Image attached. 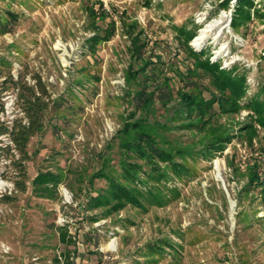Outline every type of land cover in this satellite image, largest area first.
<instances>
[{
	"label": "rangeland",
	"instance_id": "obj_1",
	"mask_svg": "<svg viewBox=\"0 0 264 264\" xmlns=\"http://www.w3.org/2000/svg\"><path fill=\"white\" fill-rule=\"evenodd\" d=\"M235 4L0 0V124L23 116L19 92L39 93L37 77L48 92L40 129L23 156L0 134V147H10L8 155L0 149V195L9 196H0V264H264V184L244 187L254 159L261 160L264 180V127L247 106L264 90V0H254L249 17L237 23ZM220 15L224 28L193 44ZM96 31L108 37L90 47ZM132 44L151 64L154 82L169 77L166 105L137 108L133 96L143 77L135 73L141 61ZM185 44L244 78L242 97H228L224 111L216 102L198 126L182 113L176 91H190L196 82L208 97L214 88L199 69L181 75L193 64ZM144 88L154 90L153 84ZM247 123L256 128L250 142L239 131ZM133 127L158 136L180 169L156 161L165 174L157 183L143 166L141 206H90L89 197L107 186L95 173L130 182L121 165L133 159L119 141ZM230 130L239 135L207 150ZM42 173L60 178L50 197L33 183Z\"/></svg>",
	"mask_w": 264,
	"mask_h": 264
},
{
	"label": "trees",
	"instance_id": "obj_2",
	"mask_svg": "<svg viewBox=\"0 0 264 264\" xmlns=\"http://www.w3.org/2000/svg\"><path fill=\"white\" fill-rule=\"evenodd\" d=\"M253 5L254 0H236L233 12V23L247 19ZM103 37L107 38L108 36H100L99 32L96 31L89 37V40L92 41L90 47H94L97 41ZM188 45L185 44L186 53L192 58L193 64L186 65L184 70H180L181 75L190 74L191 71L195 73V70L199 69L212 77L211 83L214 88L213 90L209 88L208 97L202 94V90H200L201 88H199L196 82L190 91H176V101L182 107V113H186L189 119L195 118V126H198V124L204 122L205 116L209 117L212 114L211 109L216 102H219L218 107H222L223 110L221 111H224L228 97L233 96L236 99L242 97L244 93V78L243 76L233 75V71L231 70L218 68L217 63L210 62L207 57L202 59L200 57L202 56V52L192 51ZM86 47L88 48L89 46ZM131 47L136 52V58L141 61L140 65L135 69V73L136 75L140 73L143 77V80L140 82V88L133 96L137 108L147 107L150 103H154V101H159L162 105H166L172 97L171 91L173 89L172 85L169 84V77L163 78L161 82H154L155 79L150 77L152 72L148 70L151 64L140 56L139 44H132ZM155 61H159V59ZM36 81V87L39 93H36L32 87L31 89L28 88L25 93L19 92L20 107L23 116L15 118L8 124H0V134H7L17 152L22 156L26 150L29 136L40 129V115L46 107V102H44L43 97H46L48 92L39 80V77H37ZM150 84H153L154 90H146L144 88ZM154 93L157 95L156 99L154 97L151 98V95ZM247 106L256 114L257 122L264 127V90L261 92V97H251ZM229 109L233 108L229 107ZM134 123V126L137 125L136 122ZM255 129L253 124L247 123V125L240 126L239 131L245 132V138L250 142L256 134ZM131 130L133 132L131 137L122 136V139L119 141V146H121L122 151L133 159H125L123 160V165H121L125 179L130 182H120L105 172L95 173V176L107 179V186L101 188L96 195L89 197L88 201L91 203L90 206L108 205L107 208L111 210H119L127 203L141 206V201L147 199L143 188V184L147 185V178L149 177V179H154L157 183H160L165 177L161 168L155 164L156 161H169V163H173L171 159L172 151L161 146V139L153 134L151 130L139 127H133ZM232 131H225V133L218 134L214 140L210 141L207 150L209 152L219 150L225 143L230 142L235 135H239L231 134L230 132ZM9 148L8 145L0 147V149L7 151V155L10 153ZM260 163V159H254L247 166L245 188L264 184L263 176L259 168ZM143 166H148L150 170L148 177H140V174H138L144 170ZM171 166L176 171L180 169L179 165H174V163ZM59 179L57 174L42 173L34 177L33 183L36 185V188L39 187L38 191L45 192L47 197H50L53 195V191L60 181ZM18 187L23 189L22 186ZM2 196L3 200L9 197L7 194H3ZM63 237L64 233H62Z\"/></svg>",
	"mask_w": 264,
	"mask_h": 264
},
{
	"label": "bare ground",
	"instance_id": "obj_3",
	"mask_svg": "<svg viewBox=\"0 0 264 264\" xmlns=\"http://www.w3.org/2000/svg\"><path fill=\"white\" fill-rule=\"evenodd\" d=\"M222 15L219 16V18H215V20H212L211 22H207L206 25L201 28L200 34L193 40V44L196 45L199 41H201L205 36L209 35V33H212L216 35L221 28L223 27V20H222ZM214 30V32H213ZM211 35V34H210Z\"/></svg>",
	"mask_w": 264,
	"mask_h": 264
},
{
	"label": "built area",
	"instance_id": "obj_4",
	"mask_svg": "<svg viewBox=\"0 0 264 264\" xmlns=\"http://www.w3.org/2000/svg\"><path fill=\"white\" fill-rule=\"evenodd\" d=\"M3 194H5V193H1L0 196H2ZM2 250L6 251L7 250V247H4Z\"/></svg>",
	"mask_w": 264,
	"mask_h": 264
}]
</instances>
